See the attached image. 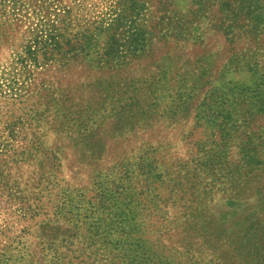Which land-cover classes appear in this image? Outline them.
I'll return each instance as SVG.
<instances>
[{"label": "rangeland", "instance_id": "1", "mask_svg": "<svg viewBox=\"0 0 264 264\" xmlns=\"http://www.w3.org/2000/svg\"><path fill=\"white\" fill-rule=\"evenodd\" d=\"M241 7L264 14L0 0V264H264V21Z\"/></svg>", "mask_w": 264, "mask_h": 264}, {"label": "trees", "instance_id": "2", "mask_svg": "<svg viewBox=\"0 0 264 264\" xmlns=\"http://www.w3.org/2000/svg\"><path fill=\"white\" fill-rule=\"evenodd\" d=\"M247 3L250 8L251 6L250 2L247 1ZM249 8L246 9L245 7H241L242 11L245 10L246 16L247 15L253 16L254 21L256 22L264 21V19H262L264 14H261V13L255 14L256 11H251ZM134 37H136V40L134 42H138L140 41V38H142L137 33L134 34ZM110 42L111 43L107 50L108 52L104 54V58L105 56L111 57L116 52L117 45L115 44L114 37L110 39ZM66 47L69 48L68 52H74L76 50V47L80 49L82 45L75 46V45L69 44ZM61 50L62 48L60 45V41L54 35L51 34V35H48L46 41H40L39 38L30 40L28 45H25L23 49V53L22 55H20L19 60L21 64L24 65L23 66L24 69L28 71L31 66H38V64L40 63H43L44 65H46L48 62H51V60L54 58L55 55L60 54ZM12 131L13 130L11 129V134H12ZM263 156H264V142L262 145H256V144L251 145L248 151L246 152V155L244 158L245 166L246 167H250V166L260 167L264 165V160H262ZM256 260L257 262L259 261L262 262L264 258H260V259L256 258Z\"/></svg>", "mask_w": 264, "mask_h": 264}]
</instances>
